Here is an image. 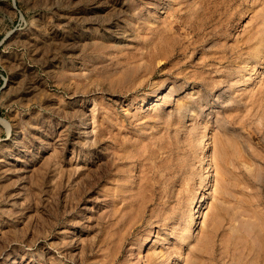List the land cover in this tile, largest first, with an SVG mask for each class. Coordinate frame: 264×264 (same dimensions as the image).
<instances>
[{
  "label": "rangeland",
  "instance_id": "obj_1",
  "mask_svg": "<svg viewBox=\"0 0 264 264\" xmlns=\"http://www.w3.org/2000/svg\"><path fill=\"white\" fill-rule=\"evenodd\" d=\"M153 256L264 264V0H0V264Z\"/></svg>",
  "mask_w": 264,
  "mask_h": 264
},
{
  "label": "bare ground",
  "instance_id": "obj_2",
  "mask_svg": "<svg viewBox=\"0 0 264 264\" xmlns=\"http://www.w3.org/2000/svg\"><path fill=\"white\" fill-rule=\"evenodd\" d=\"M246 58V57H245ZM248 58V57H247ZM241 70V69H240ZM154 103H155V101H154ZM155 104H152V107L154 106ZM176 170V169H175ZM169 177V176H168ZM210 178V177H209ZM163 181V180H162ZM172 182V181H171ZM194 209L195 210H198L197 209V206L196 207H194ZM174 253V252H173ZM155 255V254H154ZM179 257V256H178ZM177 258V257H176ZM160 259V256H153L151 259H150V261H149V263H151V264H154V263H161V261L159 260ZM172 264H179V262L178 261H175V262H173Z\"/></svg>",
  "mask_w": 264,
  "mask_h": 264
}]
</instances>
